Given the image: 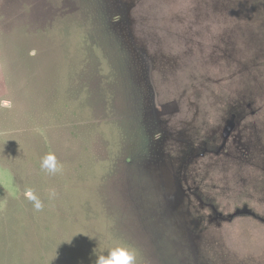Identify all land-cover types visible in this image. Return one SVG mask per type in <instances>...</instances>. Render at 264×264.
I'll list each match as a JSON object with an SVG mask.
<instances>
[{
    "label": "rangeland",
    "instance_id": "rangeland-1",
    "mask_svg": "<svg viewBox=\"0 0 264 264\" xmlns=\"http://www.w3.org/2000/svg\"><path fill=\"white\" fill-rule=\"evenodd\" d=\"M118 246L264 264V0H0V264Z\"/></svg>",
    "mask_w": 264,
    "mask_h": 264
},
{
    "label": "clouds",
    "instance_id": "clouds-1",
    "mask_svg": "<svg viewBox=\"0 0 264 264\" xmlns=\"http://www.w3.org/2000/svg\"><path fill=\"white\" fill-rule=\"evenodd\" d=\"M55 156L52 154L47 155L43 162L42 167L48 168L49 171L55 172L57 170L54 165ZM37 210L41 208V204L37 200L35 203ZM95 264H136V255L126 247H115L111 249L107 255L95 254Z\"/></svg>",
    "mask_w": 264,
    "mask_h": 264
}]
</instances>
